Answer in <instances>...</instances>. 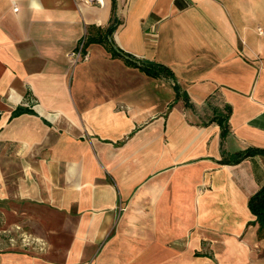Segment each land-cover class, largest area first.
I'll return each mask as SVG.
<instances>
[{"label": "crops", "instance_id": "0c3cea01", "mask_svg": "<svg viewBox=\"0 0 264 264\" xmlns=\"http://www.w3.org/2000/svg\"><path fill=\"white\" fill-rule=\"evenodd\" d=\"M116 23L114 46L168 67L178 98L104 45L73 63ZM249 149L264 151V0H0L5 227L40 240L0 264H264V154L223 164Z\"/></svg>", "mask_w": 264, "mask_h": 264}, {"label": "trees", "instance_id": "16d2710c", "mask_svg": "<svg viewBox=\"0 0 264 264\" xmlns=\"http://www.w3.org/2000/svg\"><path fill=\"white\" fill-rule=\"evenodd\" d=\"M118 23L115 25H111L106 31H100L97 36L89 35L87 37V46L91 44H101L106 47L108 52L112 55L113 58L122 59L129 67L138 68L148 76L157 78V79H166L172 81L174 83V88L177 92V98L179 96V86L176 82L175 76L173 72L166 66L155 63V62H148V61H141L131 57L130 55L124 53L123 51L117 49L113 41L111 39L115 29L117 28ZM32 114L35 115L36 113L29 109L24 108L22 106H18L13 113V117L20 116L21 114ZM230 114V111H229ZM229 115L224 117L223 120L220 122L222 123L223 127H226L228 123ZM258 154H264L262 150H255L249 149L243 153H239L233 157V159L229 161H223V164H236L241 162L242 160L249 158L251 156H255ZM249 209L253 215L256 216V222L259 224V237L264 238V186L261 190L256 193L254 196L251 197L249 200Z\"/></svg>", "mask_w": 264, "mask_h": 264}, {"label": "rangeland", "instance_id": "374dc122", "mask_svg": "<svg viewBox=\"0 0 264 264\" xmlns=\"http://www.w3.org/2000/svg\"><path fill=\"white\" fill-rule=\"evenodd\" d=\"M3 196L1 195L0 193V250L5 248L6 245H9L13 248H17V247H20L21 245V241H22V238L24 236L26 237H29V236H32L35 238V236L31 235V234H26V235H21L19 233L16 232V224L14 223L15 222V219H10L9 222H13L14 223V226L11 228V227H8L6 228V218L4 216V210L6 208H10V207H15V202L14 201H11V202H6V201H3L2 198ZM9 224H12V223H9ZM7 231V232H6ZM38 241H40L38 239Z\"/></svg>", "mask_w": 264, "mask_h": 264}, {"label": "built area", "instance_id": "2783aa9c", "mask_svg": "<svg viewBox=\"0 0 264 264\" xmlns=\"http://www.w3.org/2000/svg\"><path fill=\"white\" fill-rule=\"evenodd\" d=\"M84 1L88 4H90V3H92L93 0H84ZM86 42H87V38L84 37L81 40V42L79 43L78 47L70 53L69 57L73 60L74 64H78V63L85 61V60L90 58V53L87 49V45H86L87 43ZM16 231L20 232L19 234H21V235L27 234V233L21 231V227H17ZM38 242H40V241H38V239H36L32 236H29V237L24 236L22 238V241H21V243L25 247L31 246L34 243H38Z\"/></svg>", "mask_w": 264, "mask_h": 264}]
</instances>
